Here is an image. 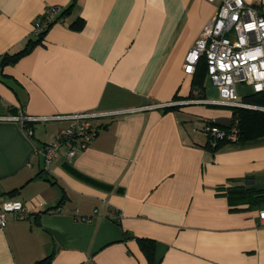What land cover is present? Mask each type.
<instances>
[{"label": "crops", "instance_id": "0c3cea01", "mask_svg": "<svg viewBox=\"0 0 264 264\" xmlns=\"http://www.w3.org/2000/svg\"><path fill=\"white\" fill-rule=\"evenodd\" d=\"M219 3L0 0V63L36 38L48 7L71 9L0 66V200L30 210L0 229V264H149L139 239L155 242V264H264L259 209H233L217 190L247 177L264 189V136L214 149L206 123L230 125L232 109L205 103L217 90L185 73ZM78 113L104 115L99 135L49 168L41 151L68 121L10 119Z\"/></svg>", "mask_w": 264, "mask_h": 264}, {"label": "built area", "instance_id": "2783aa9c", "mask_svg": "<svg viewBox=\"0 0 264 264\" xmlns=\"http://www.w3.org/2000/svg\"><path fill=\"white\" fill-rule=\"evenodd\" d=\"M214 3L217 0H207ZM216 11L201 32L185 58V73L194 74L198 63L205 59L208 79L217 90L219 98L205 100V103L227 107H246L240 102L237 87L245 85L254 94H264V11L245 0H219ZM60 6H50L34 24L33 34L40 35L48 30L62 14ZM112 112L104 115H115ZM103 114L78 113L50 118L25 117L22 114L10 119L22 123L32 121L60 120L68 125L60 128L55 141L47 144L41 151L46 168L58 156L60 149L65 150V158L71 161L78 152L88 148L100 133L95 118ZM238 122L230 129L205 126V130L215 140L237 142L239 139ZM29 135L33 132L27 130ZM13 216L26 220L30 210L19 200H0V229L7 225ZM260 226L264 227V208L259 210Z\"/></svg>", "mask_w": 264, "mask_h": 264}, {"label": "trees", "instance_id": "16d2710c", "mask_svg": "<svg viewBox=\"0 0 264 264\" xmlns=\"http://www.w3.org/2000/svg\"><path fill=\"white\" fill-rule=\"evenodd\" d=\"M70 10L71 9H67L63 11L62 14L56 20L61 19L63 16L68 14ZM53 24L51 25V27L53 26ZM48 30L42 32L40 35H35L36 38L30 40L23 50L17 52L14 55H7L6 57H4V59L0 63V66L7 63H15L20 58L27 55L35 45L41 42V39ZM207 75L208 71L206 61L205 59H201L197 65L194 79V85H196L198 89L201 90L204 88V80ZM262 96L263 97L257 100H255L252 96L246 97L244 99V103L264 105V95ZM189 98H192V96H190ZM231 109L232 121L230 125H222L215 122H207L206 125L217 126L223 130H228L236 122H238L239 139L237 142H228L226 140H215L214 138H212V146L214 149H217L226 143H240L264 136V112L249 110L241 107H231ZM28 124L29 122H26L24 125ZM217 190L220 195L227 197L229 204L233 209H238L239 206L243 205H248V207L250 208H257L259 210L264 208V189H258L255 187V181L253 177H247L241 183H235L229 186L221 185L217 188ZM139 244L148 260V263L155 264V242L150 239H139ZM49 259L50 258L41 260L37 264L47 263Z\"/></svg>", "mask_w": 264, "mask_h": 264}, {"label": "rangeland", "instance_id": "374dc122", "mask_svg": "<svg viewBox=\"0 0 264 264\" xmlns=\"http://www.w3.org/2000/svg\"><path fill=\"white\" fill-rule=\"evenodd\" d=\"M252 89L245 86V85H239L237 87V92H238V97L239 99L242 100V98L248 93V92H251ZM219 98V95H218V92L214 95V99H218ZM236 124V123H235ZM234 126V125H233ZM238 127V126H237Z\"/></svg>", "mask_w": 264, "mask_h": 264}]
</instances>
